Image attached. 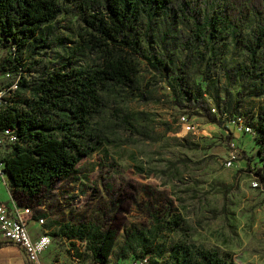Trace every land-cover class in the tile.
<instances>
[{
  "label": "rangeland",
  "instance_id": "374dc122",
  "mask_svg": "<svg viewBox=\"0 0 264 264\" xmlns=\"http://www.w3.org/2000/svg\"><path fill=\"white\" fill-rule=\"evenodd\" d=\"M59 2L61 9L56 17L43 25L49 44L47 55L40 54L44 61H56L77 46L82 23L80 6L84 0L79 4L78 0ZM242 28L236 37H243ZM158 29L150 43L157 40L159 52L168 48V58L182 66L186 79L200 84L202 96L221 124L206 122L202 115L182 110L179 102L172 99L165 80L139 59V86L134 95L107 104L111 120L105 126L107 136L79 160L77 171L54 179L34 196L12 190L4 178L5 188L17 205L30 207L29 219L44 217L39 227L34 226L39 232L45 230L50 234L45 264L90 263V253L83 241L67 240L52 233L61 223L86 221L104 229L116 228L107 264H126L133 254L119 259L116 251L131 228L147 229L153 223L151 213L160 218L177 215L179 223L173 221L156 240L159 246L157 251H148L147 264H170V248L178 242L216 246L219 250L252 248L263 256L251 264H264V190L249 184L252 174L258 175L255 171L264 174L263 159L253 154L254 132L242 133L228 121L232 112H238L254 125L258 113L264 111V67L252 68L239 42L234 43L230 35L224 34L222 46L206 47L198 62L196 52L205 47L184 46L182 34L189 32L185 25L165 22ZM59 39H63L62 44ZM208 50H214L215 57L210 58ZM5 53L7 49L0 48V56ZM26 54H20L21 61ZM91 56L87 51L80 57L73 55L77 63ZM248 68L253 69L250 75H246ZM1 74L0 89L4 93V86L14 77ZM229 140L235 142L236 157L225 165ZM8 148L6 143L1 145L0 156ZM261 184L264 186V176ZM159 249L161 255H157ZM134 250L139 253L138 246ZM234 258L236 264L246 260L239 254ZM18 259L16 250L0 252V264H20Z\"/></svg>",
  "mask_w": 264,
  "mask_h": 264
},
{
  "label": "trees",
  "instance_id": "16d2710c",
  "mask_svg": "<svg viewBox=\"0 0 264 264\" xmlns=\"http://www.w3.org/2000/svg\"><path fill=\"white\" fill-rule=\"evenodd\" d=\"M80 7L77 46L56 61H44L40 54L47 55L49 44L43 25L60 11L59 0H0V48L7 49L0 56V72L16 78V86L10 88L7 82L1 95L0 128H14L17 134L16 140L6 143L9 148L1 159L10 187L22 195L34 196L54 179L77 171L79 160L101 144L111 121L107 104L134 95L139 86V59L165 80L182 110L221 124L200 84L186 79L182 66L168 58V48L159 52V42L150 43L165 22H181L189 29L182 34L185 47H205L196 52L198 62L206 47L222 46L226 34L239 42L252 68L264 67V0H84ZM241 27L244 35L236 37ZM24 51L26 59L21 61ZM86 51L92 54L90 59L77 63L73 55L80 57ZM208 53L210 58L216 55L214 50ZM252 68L244 69L246 75ZM236 114L240 113L232 112L228 120ZM246 123L254 132L253 154L263 159L264 169V111L254 125ZM255 173L261 181L264 174ZM151 216L153 223L147 229L133 227L127 232L116 257L132 253L131 257L147 255L148 261V251L159 246L156 240L173 221L179 223L177 215ZM52 233L83 241L91 261L107 264L117 230L91 221L64 222ZM7 242L0 239V246ZM161 253L159 249L157 255ZM169 258L170 264H235L228 249L185 242L172 244Z\"/></svg>",
  "mask_w": 264,
  "mask_h": 264
},
{
  "label": "built area",
  "instance_id": "2783aa9c",
  "mask_svg": "<svg viewBox=\"0 0 264 264\" xmlns=\"http://www.w3.org/2000/svg\"><path fill=\"white\" fill-rule=\"evenodd\" d=\"M2 76L11 75L9 72H2ZM10 88L16 86V78L14 77L11 81ZM3 90L0 89V104L2 103L1 95ZM183 119L184 116L181 115ZM231 127L239 130L242 133H251L252 129L249 124L241 117L240 114H236L228 120ZM17 139V134L14 128L8 126L0 128V146L5 143H12ZM235 142L229 140L227 143V155L224 159L225 165H230L235 160ZM3 160L0 156V179H4L6 173L4 172ZM249 184L254 188H260L264 190L261 181L258 176L252 174L249 178ZM31 213L29 206H18L16 201L12 198L10 202L0 200V233L4 240L18 245L24 251L27 264H38V256L45 249L49 243L50 235L48 232H42L37 236H32L30 233L28 223L26 221L27 215ZM43 217H37V222L40 224ZM147 255L139 257H131L128 260V264H147ZM89 264H103L101 261H90Z\"/></svg>",
  "mask_w": 264,
  "mask_h": 264
},
{
  "label": "crops",
  "instance_id": "0c3cea01",
  "mask_svg": "<svg viewBox=\"0 0 264 264\" xmlns=\"http://www.w3.org/2000/svg\"><path fill=\"white\" fill-rule=\"evenodd\" d=\"M0 181H1L0 182V184H1V186H0L1 188L0 189H2L1 191H4V193L3 192L0 193V200L5 201L6 203H8V202L11 201V199L13 197L11 196L10 191H8L5 188V186H6L5 179H3V180L1 179ZM30 217H32V212L27 215V219H26V221L28 223V227H29L30 233L32 234V236H37L40 233L45 232V230L39 232L38 231L39 229L36 226H34V225H38V227H39L42 224V222L44 220V217L37 215L33 219H29ZM37 217L38 218L39 217H43V220H42V222L40 224L36 221ZM31 221H32V223H31ZM32 226H33V228H32ZM0 235H1L0 239H4V238H2L3 236H2L1 233H0ZM58 236H61L62 238H67L65 235H58ZM68 239L69 238H67V240ZM74 240H77V239H74ZM71 241H73V240H71ZM50 245L51 244H49V247H50ZM49 247L47 246L39 254V256H38V264H39L40 261H41V263H44V264L47 262L48 259H47V256H46L45 253H47ZM6 250H16L17 253L19 254V258H20V259H18V261L20 262V264H25V255H24V253H23L24 251L21 249V247H19L18 245H15V244H12V243L8 242L7 244H5V245L3 244V245L0 246V252L1 251L5 252ZM228 250L232 251L233 257L236 256L237 254H239L240 256L242 255V257L244 259L246 258V260H244V264H251V262H253L254 259H257V258L263 256L261 253H259V251L253 250L252 248L251 249L250 248L249 249H239V251H238V250H236L235 247H230ZM1 259H4V257H1ZM119 259H120V257H119ZM129 259H130V257L128 258V260ZM128 260H127V262H128ZM74 261H75V263H77L78 257H75ZM126 264H128V263H126Z\"/></svg>",
  "mask_w": 264,
  "mask_h": 264
}]
</instances>
